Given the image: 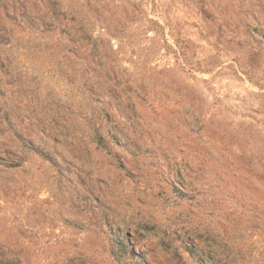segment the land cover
<instances>
[{
  "label": "rangeland",
  "instance_id": "374dc122",
  "mask_svg": "<svg viewBox=\"0 0 264 264\" xmlns=\"http://www.w3.org/2000/svg\"><path fill=\"white\" fill-rule=\"evenodd\" d=\"M1 27L72 92L0 147V264H136L156 235L213 264L212 231L264 264V0H0Z\"/></svg>",
  "mask_w": 264,
  "mask_h": 264
},
{
  "label": "crops",
  "instance_id": "0c3cea01",
  "mask_svg": "<svg viewBox=\"0 0 264 264\" xmlns=\"http://www.w3.org/2000/svg\"><path fill=\"white\" fill-rule=\"evenodd\" d=\"M1 21L4 24L3 19ZM3 27L0 30V36L2 34V37L5 38L2 40L0 37V139H6L7 143L0 147H8L14 146L20 138L18 137L16 140L11 138L10 140L9 134L13 132L35 134L38 132L39 126L36 125L33 117L57 115L56 102L58 99L66 101L72 92V83L68 80L71 78L72 71L71 62H67V60L60 62L53 57L42 58L40 55L44 48L25 43L29 39L35 38L38 32L21 31L20 29L10 37V32H4L6 29ZM6 27L9 28L7 23ZM72 36H74V32L67 29L63 34L57 33L55 30L51 37H58L62 40L61 43L69 44V39ZM50 47L54 51L57 50L56 43ZM40 64H46L47 68L40 71ZM61 69L66 77L58 78V70ZM44 70H47L46 73ZM36 102L47 103V108L44 109H47L48 112L41 114L40 111L43 108H39ZM117 116L120 117V115ZM33 137L35 138L34 135ZM217 239L216 234L212 231L206 247L210 251L212 262L221 264L216 260L226 257L222 264H229L231 255L220 248ZM143 249L146 251V258L143 260L144 262L137 261L136 264H186V261L190 260L189 252L181 249L177 242H174V249H167L158 235L153 236L152 243Z\"/></svg>",
  "mask_w": 264,
  "mask_h": 264
},
{
  "label": "built area",
  "instance_id": "2783aa9c",
  "mask_svg": "<svg viewBox=\"0 0 264 264\" xmlns=\"http://www.w3.org/2000/svg\"><path fill=\"white\" fill-rule=\"evenodd\" d=\"M190 242H188V245H189ZM203 259V262H205V264H209V260L206 259V258H202Z\"/></svg>",
  "mask_w": 264,
  "mask_h": 264
}]
</instances>
